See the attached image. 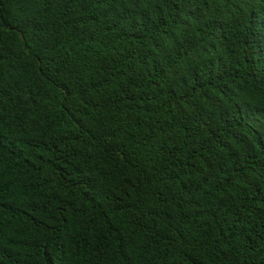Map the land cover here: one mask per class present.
<instances>
[{"label":"trees","instance_id":"16d2710c","mask_svg":"<svg viewBox=\"0 0 264 264\" xmlns=\"http://www.w3.org/2000/svg\"><path fill=\"white\" fill-rule=\"evenodd\" d=\"M0 264H264V0H0Z\"/></svg>","mask_w":264,"mask_h":264}]
</instances>
